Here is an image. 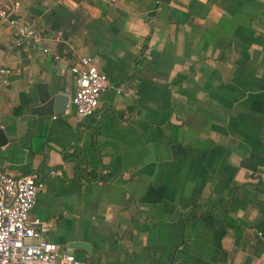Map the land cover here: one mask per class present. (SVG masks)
I'll return each instance as SVG.
<instances>
[{"label": "crops", "instance_id": "crops-1", "mask_svg": "<svg viewBox=\"0 0 264 264\" xmlns=\"http://www.w3.org/2000/svg\"><path fill=\"white\" fill-rule=\"evenodd\" d=\"M15 1L64 46L0 22V167L43 179L45 236L94 264H264V0ZM80 53L110 78L96 110L33 116Z\"/></svg>", "mask_w": 264, "mask_h": 264}, {"label": "built area", "instance_id": "built-area-1", "mask_svg": "<svg viewBox=\"0 0 264 264\" xmlns=\"http://www.w3.org/2000/svg\"><path fill=\"white\" fill-rule=\"evenodd\" d=\"M18 8V1L0 0V22L10 27L14 43L38 46L44 53L60 60L62 53L47 45L51 36L18 16ZM64 51L74 54L72 48H64ZM70 70L74 74L75 90L68 102L81 119L96 110L100 93L111 82L108 74L87 54H75ZM8 73L9 68L0 66V79L4 83L8 82ZM49 172L58 174L62 171L54 167ZM43 186V179L33 173L13 175L0 167V264H94L62 250L59 242L48 239L45 233L50 220L31 216L35 197Z\"/></svg>", "mask_w": 264, "mask_h": 264}, {"label": "water", "instance_id": "water-1", "mask_svg": "<svg viewBox=\"0 0 264 264\" xmlns=\"http://www.w3.org/2000/svg\"><path fill=\"white\" fill-rule=\"evenodd\" d=\"M68 94L66 93H55L51 95L49 98L44 100L42 103H38L36 105H33L30 108V113L34 116L36 114H44L49 115L52 113H63V111L66 108L67 102H68ZM7 141L6 134L4 133V130L0 128V145L4 144ZM179 210V209H178ZM181 215H184L186 211L180 210L178 212Z\"/></svg>", "mask_w": 264, "mask_h": 264}, {"label": "trees", "instance_id": "trees-1", "mask_svg": "<svg viewBox=\"0 0 264 264\" xmlns=\"http://www.w3.org/2000/svg\"><path fill=\"white\" fill-rule=\"evenodd\" d=\"M63 47H64L63 44H61V43L58 44V46H57L58 51L61 52L62 49H63ZM67 52H68V51H67ZM62 53H64V52H62ZM72 155H73V154H68V155H67V154L65 153V157H68V156L71 157ZM193 208L195 209V208H200V207L196 205V206H194ZM201 209H202V208H201ZM202 210H203V211H202V213H203L205 209H202ZM202 213H201V214H202Z\"/></svg>", "mask_w": 264, "mask_h": 264}]
</instances>
